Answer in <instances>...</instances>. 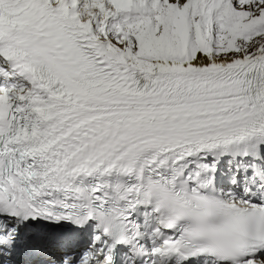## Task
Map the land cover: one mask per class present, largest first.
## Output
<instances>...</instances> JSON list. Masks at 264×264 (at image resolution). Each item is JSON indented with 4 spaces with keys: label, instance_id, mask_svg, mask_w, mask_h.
I'll use <instances>...</instances> for the list:
<instances>
[{
    "label": "snow or ice",
    "instance_id": "6c2138e0",
    "mask_svg": "<svg viewBox=\"0 0 264 264\" xmlns=\"http://www.w3.org/2000/svg\"><path fill=\"white\" fill-rule=\"evenodd\" d=\"M0 264H264V0H0Z\"/></svg>",
    "mask_w": 264,
    "mask_h": 264
}]
</instances>
